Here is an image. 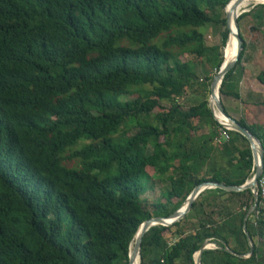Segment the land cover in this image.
Wrapping results in <instances>:
<instances>
[{
    "label": "trees",
    "instance_id": "obj_1",
    "mask_svg": "<svg viewBox=\"0 0 264 264\" xmlns=\"http://www.w3.org/2000/svg\"><path fill=\"white\" fill-rule=\"evenodd\" d=\"M229 1L0 0V264H128L144 221L169 216L201 183L241 186L252 177L243 137L225 131L229 140L214 144L222 127L207 98L187 110L179 102L198 82L192 60L215 74L224 62ZM247 17L255 23L249 45L264 53V5L241 14L238 27ZM208 24L218 27V45L205 44L200 29ZM249 45L220 96L240 99L226 87L234 88ZM184 55L190 59L182 62ZM256 80L264 89V71ZM252 105L258 120L237 121L264 150V99ZM154 177L167 183V194L148 205L142 197ZM223 197L238 202V226ZM258 200L259 217L246 221L254 245L247 259L222 247L248 254L242 225L251 192L211 189L180 222L145 233L140 264H194L208 240L217 249L203 252L201 264H264ZM192 214L196 227L180 229Z\"/></svg>",
    "mask_w": 264,
    "mask_h": 264
},
{
    "label": "rangeland",
    "instance_id": "obj_2",
    "mask_svg": "<svg viewBox=\"0 0 264 264\" xmlns=\"http://www.w3.org/2000/svg\"><path fill=\"white\" fill-rule=\"evenodd\" d=\"M259 5V4H257ZM256 6V5H255ZM251 11L252 9H249ZM223 17L224 14L222 13ZM254 21L252 17H247L239 24V29L242 38L246 44H251V34L250 29L252 25H254ZM264 31V28H263ZM200 32L204 35L206 46L210 47L212 45H218L220 41V37L218 34V27L214 25H206L204 28L200 29ZM224 52V51H223ZM224 56V55H223ZM190 59L189 56L184 55L180 57L182 62L188 61ZM198 68V82L188 91L185 92L183 98L179 100L181 106L184 110L197 105L202 100L209 96V87L204 88L206 85H210V82L205 81V77H213L215 75L214 71L210 68V65L205 62H201L198 60H192ZM264 71V53L260 49H253L248 46L245 54L244 60L241 65L238 67L236 75V79L234 83H230L234 86L231 87L229 84L226 87V90H236L238 92L240 99H233L229 96H220L223 107L226 109L227 114L235 120L242 118H247L248 120L255 121L258 120L260 108L254 107L252 103L262 101L264 99V89L256 80L257 75ZM134 98L132 97H122V100H129ZM162 107H169V105L162 103ZM207 132L208 130H203ZM135 132L133 126L130 128L129 135H132ZM204 167L200 172V175L203 174ZM167 183L160 182L156 177L153 178V182L151 188H148L145 194L143 195V199H145L148 205L155 204L158 202H163L162 198L167 194ZM219 203L221 205H226L229 211L232 213V218L230 219V224L234 226L239 225V216L242 211H240L238 207V202L235 200L229 201L225 197L220 198ZM263 206L261 207V209ZM251 219V217H249ZM216 220H218L216 218ZM197 217L194 214L191 215V218L188 219V222L185 225L179 227L184 231H192L196 227ZM176 228H171V230L164 233V237L168 243L172 242L175 237H173V233ZM254 242L257 244V240L254 239ZM258 251L264 253V244L257 245Z\"/></svg>",
    "mask_w": 264,
    "mask_h": 264
},
{
    "label": "water",
    "instance_id": "obj_3",
    "mask_svg": "<svg viewBox=\"0 0 264 264\" xmlns=\"http://www.w3.org/2000/svg\"><path fill=\"white\" fill-rule=\"evenodd\" d=\"M245 0H230L225 8L223 9V14H224V19H225V26L226 29L228 30V38L230 36V30H229V13L226 11L227 7L231 6L232 12L235 13V18H234V25H235V32L234 36L236 39V46H237V52L235 57L225 63H222L220 66L219 71L212 77V80L209 85V96H208V108L209 111L214 119V121L220 125L222 128L237 133L241 137H243L250 148L251 151V157H252V165H253V170H252V177L246 181L243 185L241 186H227L225 184H220V183H215V182H204L201 183L197 186H195L185 201L180 205V207L170 214L167 217H153L150 218L146 221H144L139 228L137 229L132 241L129 244V251H128V264H132L136 257H139V264L141 261L140 258V250H141V244H142V239L145 233L153 228V227H171L172 225L180 222L191 210L193 203L198 199V197L206 190H211V189H218L227 193H239L245 190H249L252 194L253 197V205L249 208L248 212L246 213L244 220H243V232L246 236L247 243L249 246V252L247 255H238L234 253L232 250L229 248L223 246V250L226 251L227 253L241 258V259H247L252 253L254 249L253 241L249 237L247 231H246V221L252 214V212L255 209L256 205V198H257V185L259 179L263 175L264 171V165H263V159H264V150L262 147L261 142L245 127L239 124V122L232 117H230L226 112L223 107L221 98H220V87L221 83L223 81L224 76L236 65V63L239 60L240 54L243 50V39L239 34V27H238V17L243 14V13H248L249 10H242L240 14L237 16L236 12L240 9L242 6L243 2ZM257 6V4H254L251 6L249 9H253ZM259 5H264V2L259 4ZM228 44V39L226 42V46ZM225 48V47H224ZM224 51V49H223ZM220 116V120L218 119L217 115ZM217 249L215 243L211 241H205L198 252L194 256V264H201V256L203 252L208 251V250H214Z\"/></svg>",
    "mask_w": 264,
    "mask_h": 264
},
{
    "label": "bare ground",
    "instance_id": "obj_4",
    "mask_svg": "<svg viewBox=\"0 0 264 264\" xmlns=\"http://www.w3.org/2000/svg\"><path fill=\"white\" fill-rule=\"evenodd\" d=\"M264 0H245L242 4V6L240 7V9L236 12V15L238 16L240 14V12L242 10H247L248 8H250L251 6H253L254 4H261L263 3ZM258 6V5H257ZM231 6L227 7L226 11L229 13V30H230V36L228 38V44L227 46H225L224 48V62H228L230 60H232L237 52V46H236V39L234 36V32H235V25H234V18H235V13H233ZM218 119L220 120V116H218V114H216ZM252 216V214L250 215V217ZM132 264H139V257L137 256L135 261Z\"/></svg>",
    "mask_w": 264,
    "mask_h": 264
},
{
    "label": "built area",
    "instance_id": "obj_5",
    "mask_svg": "<svg viewBox=\"0 0 264 264\" xmlns=\"http://www.w3.org/2000/svg\"><path fill=\"white\" fill-rule=\"evenodd\" d=\"M225 131H228V130L224 128L218 130L217 136L214 139L215 145H222L224 142H227L229 140V136L227 135ZM256 191H257L256 205H255V209L252 212V216H251V219H253V224H255L254 220L259 217L260 209L263 206V204L259 202L258 198L264 200V178L259 179ZM174 242H175V239L172 242H170L169 245L173 244Z\"/></svg>",
    "mask_w": 264,
    "mask_h": 264
},
{
    "label": "crops",
    "instance_id": "obj_6",
    "mask_svg": "<svg viewBox=\"0 0 264 264\" xmlns=\"http://www.w3.org/2000/svg\"><path fill=\"white\" fill-rule=\"evenodd\" d=\"M262 87V86H261ZM263 88V87H262Z\"/></svg>",
    "mask_w": 264,
    "mask_h": 264
}]
</instances>
